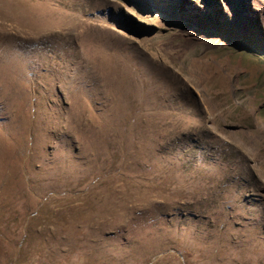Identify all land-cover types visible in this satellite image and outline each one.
Listing matches in <instances>:
<instances>
[{"label":"rangeland","instance_id":"1","mask_svg":"<svg viewBox=\"0 0 264 264\" xmlns=\"http://www.w3.org/2000/svg\"><path fill=\"white\" fill-rule=\"evenodd\" d=\"M255 27L264 0H0V264H264V55L217 32Z\"/></svg>","mask_w":264,"mask_h":264},{"label":"trees","instance_id":"2","mask_svg":"<svg viewBox=\"0 0 264 264\" xmlns=\"http://www.w3.org/2000/svg\"><path fill=\"white\" fill-rule=\"evenodd\" d=\"M244 25L246 28L248 25L251 26L252 24L249 22L247 23L245 22ZM247 31L250 32L249 30ZM217 32L218 33L220 32L219 34L224 35V36L236 38L237 40H240L241 42H244L245 44L252 46L253 48H255L256 51H259L260 53L264 55V31L260 27H255L254 32L252 31L253 35H251V32L249 34L247 33L249 37H243V35L238 33L239 32L238 28H236L234 31L231 30L230 33H228L227 31H221L219 29H217ZM259 35L262 37H260ZM263 63H264V59H263Z\"/></svg>","mask_w":264,"mask_h":264},{"label":"water","instance_id":"3","mask_svg":"<svg viewBox=\"0 0 264 264\" xmlns=\"http://www.w3.org/2000/svg\"><path fill=\"white\" fill-rule=\"evenodd\" d=\"M215 35H218L217 32L215 33ZM223 37L227 40L229 44H232L240 49H243L249 52L256 51L255 48H253L250 45L245 44L244 42H241L240 40L233 39L232 37H229V36H223Z\"/></svg>","mask_w":264,"mask_h":264}]
</instances>
